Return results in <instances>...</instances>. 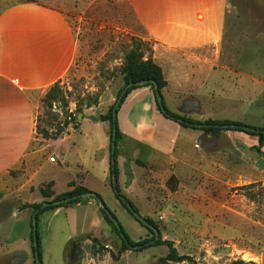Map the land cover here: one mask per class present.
I'll list each match as a JSON object with an SVG mask.
<instances>
[{
    "label": "rangeland",
    "instance_id": "rangeland-1",
    "mask_svg": "<svg viewBox=\"0 0 264 264\" xmlns=\"http://www.w3.org/2000/svg\"><path fill=\"white\" fill-rule=\"evenodd\" d=\"M0 1L10 4L15 0ZM32 1L60 13L80 39L75 67L58 91L51 96L48 91L41 100L38 126L52 128L56 134L62 128L66 132L70 126L76 127L85 116L106 115L124 88L127 53L139 40L144 41L146 58L147 48L152 47L131 9L122 0ZM248 3L246 29L228 48L225 58L230 68L218 70L216 93L202 102L184 100L176 110L164 95L172 112L190 114L198 121L264 127V0ZM201 132L183 134L170 155L135 146L137 156L122 133L117 151L126 158L130 200L143 218L157 225L164 240L173 241L180 255L190 257L168 264H264V146L260 147L257 137L243 132ZM51 157L57 160L59 155L46 153L35 182L50 177L61 182L69 176L60 173L59 161L53 163ZM14 187L7 176L0 177V224L25 200H41L39 193L7 198ZM63 188L59 184L58 192ZM121 224L135 241L153 236L146 229L137 239V229ZM29 225L22 216L0 225V264H35L27 239ZM38 229L43 264H163L169 253L168 247L158 246L127 250L114 260L112 254H118L121 241L111 230L106 237L109 242L90 241L72 257L69 245L64 258L62 242L47 238L41 225ZM13 248L21 250L14 260Z\"/></svg>",
    "mask_w": 264,
    "mask_h": 264
},
{
    "label": "crops",
    "instance_id": "crops-1",
    "mask_svg": "<svg viewBox=\"0 0 264 264\" xmlns=\"http://www.w3.org/2000/svg\"><path fill=\"white\" fill-rule=\"evenodd\" d=\"M122 1L152 42L153 58L168 82L163 97L171 100L175 110L184 100L202 102L208 94L216 93L218 70L230 68L225 58L228 48L246 29L248 0ZM0 7V177L7 176L8 182L16 184L7 198L39 193V202L25 200L22 205L39 204L78 186L85 187L99 194L120 221L122 218L121 223L137 229L138 239L146 229L121 205L110 182V123L96 120L97 115L85 116L55 139H46L38 131L41 100L75 67L80 39L60 13L37 2L4 1ZM118 123L131 146L162 155L172 154L183 134L202 133L166 118L151 87L135 89L128 95L118 112ZM136 147L135 156L139 154ZM48 151L59 155L60 173L69 175L61 182L56 177L35 182ZM57 160L50 158L53 163ZM126 166L125 156H118V182L130 200ZM59 184L64 187L62 192L57 190ZM48 185L51 198L41 192ZM19 216L31 227L32 208H16L1 224ZM39 225L47 238L62 242L64 258L72 242L83 247L93 239L106 243L112 230L98 203L88 197L76 206L44 212ZM19 251L12 250L14 255ZM14 255L12 260L17 257Z\"/></svg>",
    "mask_w": 264,
    "mask_h": 264
},
{
    "label": "trees",
    "instance_id": "trees-1",
    "mask_svg": "<svg viewBox=\"0 0 264 264\" xmlns=\"http://www.w3.org/2000/svg\"><path fill=\"white\" fill-rule=\"evenodd\" d=\"M144 41L139 40L138 43L127 53L125 56V63L123 67L124 74V88L122 92L127 88L125 94L121 96L122 92L118 96V99L114 106H112L106 115L100 116L101 121H107L110 123V139L111 145L113 140V132L116 129L117 133V145L119 140L122 137V132L118 123V112L125 102L128 95L135 89L142 87H151L154 91V95L156 98V103L159 111L168 119H171L177 123H179L184 128L194 129L204 131L206 134H219L222 131H232V132H243L251 136H255L259 140L260 147L264 146V127H250L251 129H245L246 125L238 122L231 121H215V120H206V121H197L185 115H180L172 112L166 105V102L163 97L162 91L167 87L168 82L164 77V73L162 68L155 62L153 58V48H147L149 56L146 58V53L143 50ZM143 81L145 84L141 86H136L135 83ZM157 87V88H156ZM59 90V83H57L54 87L50 89L48 96H51L50 93L52 91ZM158 95L161 96V100L158 99ZM116 112V115H115ZM38 131L42 136L46 139L48 138H57L59 134H61V130H58L56 134H51L48 129H40L38 126ZM111 166H110V182L111 186L115 192L116 198L119 200L121 205L128 211V213L145 229L152 233V237L146 238L140 241H134L127 234L123 225L118 220L117 216L114 212H112L109 207L105 204L102 197L88 190L85 187H76L73 191L61 194L54 199L43 202V203H34V204H25L21 206V209L32 208L33 216L31 219V243L32 250L34 253L35 264H43L42 262V241L39 235L38 229V244L35 247L34 243V235H33V219L34 216L37 219V223L39 226L40 216L49 210L56 209L59 207H73L81 202L83 197H88L94 199L106 220V222L111 226L112 231L118 236L121 241V247L118 251V254L113 253L112 258L114 260H118L121 254L127 250H144L151 247L158 246H166L169 249V253L167 254L165 261L163 264L168 263H177L185 260H189L190 257L180 255L173 241L164 240L157 225L150 219L143 218L140 214L138 208L134 205V203L127 198V196L123 193L120 188L118 178H119V169H118V151L116 147V151L111 152ZM114 178H117V185L114 186ZM51 185H48L45 189H42L41 192L45 198L52 197ZM95 243L99 241L97 239H93Z\"/></svg>",
    "mask_w": 264,
    "mask_h": 264
},
{
    "label": "water",
    "instance_id": "water-1",
    "mask_svg": "<svg viewBox=\"0 0 264 264\" xmlns=\"http://www.w3.org/2000/svg\"><path fill=\"white\" fill-rule=\"evenodd\" d=\"M145 83L143 81L141 82H138V83H135L136 86H141V85H144ZM132 85H129L128 87H130ZM127 87V88H128ZM127 88L122 92L121 96L119 97V99L122 98V96L125 94ZM157 88V87H156ZM118 99V100H119ZM158 99L161 100V96L158 95ZM118 102V101H117ZM117 104V103H116ZM115 115H116V112H115ZM79 118H82V115H80ZM96 120H99L100 119V115H97L95 117ZM245 129L249 130L251 129L250 127H245ZM62 131H64V129L62 128L61 129ZM116 147H117V133H116V129L114 130L113 132V140H112V145H111V151L114 153L116 151ZM117 185V178H114V186ZM33 235H34V243H35V247H37V244H38V223H37V219L36 217L34 216V219H33ZM74 243L72 242L71 245H73ZM72 259V258H71Z\"/></svg>",
    "mask_w": 264,
    "mask_h": 264
},
{
    "label": "flooded vegetation",
    "instance_id": "flooded-vegetation-1",
    "mask_svg": "<svg viewBox=\"0 0 264 264\" xmlns=\"http://www.w3.org/2000/svg\"><path fill=\"white\" fill-rule=\"evenodd\" d=\"M72 251H71V257L74 255H77L79 250L83 247V245L80 242H75L73 245H71Z\"/></svg>",
    "mask_w": 264,
    "mask_h": 264
}]
</instances>
